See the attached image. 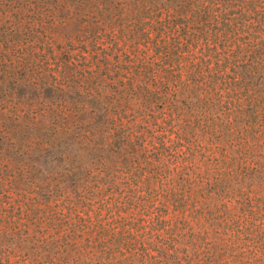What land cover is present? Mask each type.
I'll use <instances>...</instances> for the list:
<instances>
[{"label":"trees","instance_id":"1","mask_svg":"<svg viewBox=\"0 0 264 264\" xmlns=\"http://www.w3.org/2000/svg\"><path fill=\"white\" fill-rule=\"evenodd\" d=\"M0 30V264H264V0H0Z\"/></svg>","mask_w":264,"mask_h":264},{"label":"rangeland","instance_id":"2","mask_svg":"<svg viewBox=\"0 0 264 264\" xmlns=\"http://www.w3.org/2000/svg\"><path fill=\"white\" fill-rule=\"evenodd\" d=\"M6 33L0 30V108L7 115L8 112L21 106V101L24 99L23 91L17 94H12V85L8 82V37L6 38ZM1 55L5 56V61L2 62ZM5 78V81H4ZM8 139L12 137L8 127ZM10 135V137H9ZM8 153L5 155V161H3V170L8 174L9 163ZM4 165L5 168H4Z\"/></svg>","mask_w":264,"mask_h":264}]
</instances>
